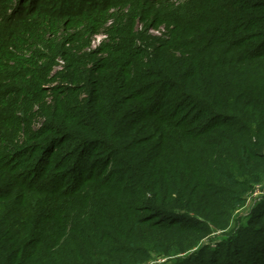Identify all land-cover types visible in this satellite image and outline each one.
Segmentation results:
<instances>
[{
	"label": "trees",
	"instance_id": "obj_1",
	"mask_svg": "<svg viewBox=\"0 0 264 264\" xmlns=\"http://www.w3.org/2000/svg\"><path fill=\"white\" fill-rule=\"evenodd\" d=\"M263 181L264 0H0V264H264Z\"/></svg>",
	"mask_w": 264,
	"mask_h": 264
},
{
	"label": "rangeland",
	"instance_id": "obj_2",
	"mask_svg": "<svg viewBox=\"0 0 264 264\" xmlns=\"http://www.w3.org/2000/svg\"><path fill=\"white\" fill-rule=\"evenodd\" d=\"M181 1V0H180ZM181 3V2H180ZM155 35H157V34H155ZM98 40H102V38H99V39H95L93 42H92V46L93 47H95V46H97V42H98ZM259 185H257L256 187H254L255 189L256 188H258L259 186V188H260V190L262 191V193H261V195L259 196V197H257V198H253L252 197V192H253V190L251 191V195H248L247 194V199H246V201H245V204H244V207H243V209L241 208V209H237L236 211H235V216H236V214H238V213H242V212H244L245 213V215H248V214H250L251 212H253V211H255L256 209H257V206H258V203L259 202H261L263 199H264V181L263 182H261V183H258ZM243 213V214H244ZM216 237L214 236V237H212V239H215ZM214 242L215 241H213L212 243V245H210V246H214Z\"/></svg>",
	"mask_w": 264,
	"mask_h": 264
},
{
	"label": "built area",
	"instance_id": "obj_3",
	"mask_svg": "<svg viewBox=\"0 0 264 264\" xmlns=\"http://www.w3.org/2000/svg\"><path fill=\"white\" fill-rule=\"evenodd\" d=\"M259 187L253 190V192H252V197L253 198H257V197H259L261 195L262 191L260 190Z\"/></svg>",
	"mask_w": 264,
	"mask_h": 264
}]
</instances>
